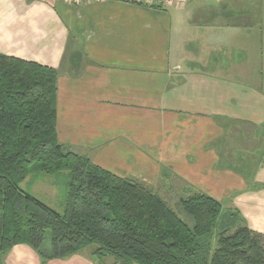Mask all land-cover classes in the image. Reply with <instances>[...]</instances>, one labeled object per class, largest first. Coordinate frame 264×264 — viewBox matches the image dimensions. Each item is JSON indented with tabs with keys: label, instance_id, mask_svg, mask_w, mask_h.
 Listing matches in <instances>:
<instances>
[{
	"label": "crops",
	"instance_id": "1",
	"mask_svg": "<svg viewBox=\"0 0 264 264\" xmlns=\"http://www.w3.org/2000/svg\"><path fill=\"white\" fill-rule=\"evenodd\" d=\"M249 1L0 0V53L58 70L71 151L204 192L264 233V0ZM79 252L38 261L94 262Z\"/></svg>",
	"mask_w": 264,
	"mask_h": 264
},
{
	"label": "trees",
	"instance_id": "2",
	"mask_svg": "<svg viewBox=\"0 0 264 264\" xmlns=\"http://www.w3.org/2000/svg\"><path fill=\"white\" fill-rule=\"evenodd\" d=\"M58 78L53 67L0 53V264L17 245L43 261L93 246L99 258L129 264H264V233L239 210L197 191L179 201L190 226L152 186L61 144ZM62 172L63 212L21 187L33 173ZM47 231L51 242L43 252Z\"/></svg>",
	"mask_w": 264,
	"mask_h": 264
},
{
	"label": "rangeland",
	"instance_id": "3",
	"mask_svg": "<svg viewBox=\"0 0 264 264\" xmlns=\"http://www.w3.org/2000/svg\"><path fill=\"white\" fill-rule=\"evenodd\" d=\"M249 1V0H244ZM242 8L246 11L256 10L258 12L261 11V6L252 2H246L242 5ZM66 182H67V172H62L60 174L48 175L44 173H33L29 175V177L21 183V187L24 191L34 195L36 198L42 200L46 204H48L53 209L63 212L64 210V202L66 197ZM180 187V189H179ZM182 187V188H181ZM154 188V187H153ZM154 190L161 196L177 213L178 215L185 220L190 226H193L192 218L183 210L180 205V199L182 197L187 196L186 191L188 188L176 182L172 181H164L162 184H158ZM183 190L185 192L183 193ZM225 209H228L226 206V202L221 201ZM216 235L213 237V241L216 242ZM51 242V232L47 231L46 238L42 246L43 252L46 248L50 247ZM23 246H17L13 251V248L3 254V262L10 261V264H39L40 257L38 253L31 249L27 248V256L23 260L22 257H25V252L23 251ZM93 246H88L85 249L81 250L78 255H83V257L89 259L94 262H90L87 264H129L123 261H119L114 259L113 257H103L97 258L94 254ZM17 254L19 258H15L13 254ZM78 253V252H77ZM73 256V255H72ZM70 256V257H72ZM66 259V258H64ZM68 261V260H67ZM66 262V261H65ZM69 263V262H68ZM86 264V263H85Z\"/></svg>",
	"mask_w": 264,
	"mask_h": 264
},
{
	"label": "built area",
	"instance_id": "4",
	"mask_svg": "<svg viewBox=\"0 0 264 264\" xmlns=\"http://www.w3.org/2000/svg\"><path fill=\"white\" fill-rule=\"evenodd\" d=\"M127 1H133V2H142V3H157L159 0H127Z\"/></svg>",
	"mask_w": 264,
	"mask_h": 264
}]
</instances>
